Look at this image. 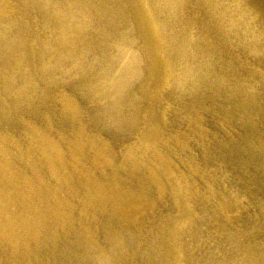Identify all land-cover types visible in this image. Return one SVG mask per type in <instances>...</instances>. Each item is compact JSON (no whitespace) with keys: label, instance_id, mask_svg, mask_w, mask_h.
<instances>
[{"label":"rangeland","instance_id":"rangeland-1","mask_svg":"<svg viewBox=\"0 0 264 264\" xmlns=\"http://www.w3.org/2000/svg\"><path fill=\"white\" fill-rule=\"evenodd\" d=\"M6 4L0 12V132L12 139L1 146L14 158L13 170L57 183L52 157L32 143L37 128L69 155L56 163L71 180L62 194H80L89 187L85 171L98 182L112 179V166L97 161V148L110 155L113 149L112 158L122 161L124 142L145 121H155L164 131L156 149L186 189L178 192L155 167L166 176L159 188L140 167L129 173L139 188L134 191L144 193L141 208L122 215L96 210L83 229L75 204L73 226L56 228L53 237L21 250L0 238V264H171L160 230L165 218L186 210L193 217L180 234L184 264H264V0L158 2L172 55L191 70V77L163 88L158 101L146 96L140 79L148 61L140 57V30L125 0ZM133 62L140 67L136 80L128 77ZM63 99L77 114H69ZM74 152L82 158L77 165ZM147 160L154 165L153 152Z\"/></svg>","mask_w":264,"mask_h":264},{"label":"bare ground","instance_id":"bare-ground-1","mask_svg":"<svg viewBox=\"0 0 264 264\" xmlns=\"http://www.w3.org/2000/svg\"><path fill=\"white\" fill-rule=\"evenodd\" d=\"M125 1L133 10L134 21L140 30L141 44L138 51L143 54H140V57L145 56L148 61L145 68L147 75L143 71V74H140L142 78L137 77L140 67L136 68L137 62H133L130 64L128 77L130 80L137 78L144 80L145 84L147 83L145 86L146 96L152 101H158L163 88L172 87L181 79L191 77V70L187 69L189 65L183 59H175L172 55V48L165 38L164 30L156 13L158 2L162 0ZM6 2L7 0L0 2V12L7 9ZM63 103L68 111L71 110L70 115L77 114L72 101L63 99ZM193 118L195 117L193 116ZM163 133L164 131L158 127L155 121H145V125L141 126L140 131L135 132L133 139L122 145L123 148L120 151L123 156L122 161L112 158V147L111 155L102 148H97V161L102 163V166H112L111 181L98 182L94 178V173L85 171L83 172L85 177L83 182L89 187L79 190L80 194L77 190L70 194H62L64 186H69L71 180L68 174L63 173L60 168L58 170L56 163L64 162L66 158H70L68 154L59 149L57 143L52 140L53 138L46 136L37 128L31 135L32 143L35 144L36 149L42 148L46 156L52 157L51 174L57 183L51 185L43 180L36 171L33 176H29L24 172L18 174L19 170H13L14 158L6 150L5 144L1 146L4 140L11 142L12 139L5 132H0V238L16 249L27 245L30 241L38 240L42 236L53 237L56 228L68 229L73 226L75 219L72 210L75 204L80 205L79 212L83 214L80 219L83 229L87 228L88 216L96 210L107 209L106 211L117 215H122L128 209L138 210L143 206L145 196L144 193L134 191L139 188L133 186L131 181L133 176L130 173H134L140 167H146L149 170L154 184L159 188L164 185L162 177L166 178L168 175L167 177L170 176L173 179L172 183L175 182L178 192L186 189L183 187L181 176L176 175L170 169L163 153L156 149V140L163 136ZM29 151L30 147L25 150V153H29ZM148 152L154 153V165L147 160ZM71 157L73 164L77 165L82 161L78 152H74ZM31 160L37 159L32 158ZM77 160L79 161L76 163ZM155 167H162L166 176L163 173L155 174L157 170L154 169ZM66 171H71V169H66ZM192 217L193 212L186 210L180 216L172 217L169 220L165 218L163 222L158 242L163 246L171 264H184L180 234L184 225ZM2 244L3 242H1Z\"/></svg>","mask_w":264,"mask_h":264}]
</instances>
